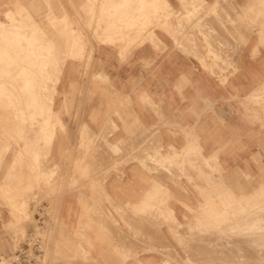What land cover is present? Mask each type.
<instances>
[{
	"label": "crops",
	"instance_id": "1",
	"mask_svg": "<svg viewBox=\"0 0 264 264\" xmlns=\"http://www.w3.org/2000/svg\"><path fill=\"white\" fill-rule=\"evenodd\" d=\"M202 1L204 11L192 13L189 22L186 19L184 24L183 19L182 24L179 25V19L184 18L181 13H185L180 0H160L159 9L161 10L162 6L166 7L167 14L172 12L175 15V19L171 18L173 24L171 29L174 30V34L171 35L160 28L154 29L153 34L158 39L159 49L145 41L139 48L132 50L134 56L129 65L114 62L113 68L107 70L119 95L117 108H114L117 114L108 117L102 106L100 111L96 110L95 118L90 117L88 111L84 120L88 132L93 131L95 135L102 133L106 128L112 129L113 139L108 142L110 149L104 142H100L91 155L84 158L86 160L82 157L64 159L63 168L75 165L79 169L92 158L87 174L89 178L80 180L76 175L73 178L74 183L73 179L72 181L70 179V174L68 178V174L64 171V192L55 206L56 222L52 224L43 207L38 208L33 216L34 219L36 216H41L42 219L49 220V225L53 227L51 230L50 226L47 229L45 225L43 232V248L53 252V255L49 253L46 264H161L163 262L161 253L148 251L149 240L143 241L142 238H138L137 242L134 241L135 239H129L132 230L147 231V233L148 230H152L149 226L150 222L139 223L141 220L138 217L143 218L151 212L149 198L154 182L162 186L163 195L168 193L180 199L184 197L183 188H185L189 191L190 197L195 199L199 197L198 189L195 187L200 185V181H214L215 178L207 175L208 178L205 175V179L198 173L185 169V177L175 173V179L168 180L164 178L166 168H160L161 174L152 171V165L154 168L167 165L163 160L160 162L161 159L158 160L157 165L151 163L152 134L158 135L162 154H166L170 148L175 150L178 156L174 164L176 171H179L178 167L183 169L189 165H204L206 161L210 166L216 164L222 167L224 187L229 184L235 191L236 186H231V183L236 185L237 180L242 183L248 181L253 183L250 187H254L253 190H248L250 193L262 190L264 195V0H229L216 17L212 14L205 15V12L213 8L218 0ZM159 14L164 15L160 12ZM142 37L145 38L146 34L143 33ZM118 51L100 47L94 52L116 54ZM92 118L96 125L91 123ZM108 118L110 123L105 125L106 120L109 122ZM79 124L81 125L82 121ZM78 128L80 127L70 125V134L73 131L76 134ZM76 135L78 140V134ZM117 141L128 143L129 147L127 149L123 147L125 151L122 152ZM130 142L135 145L132 146V150L133 144ZM73 145L75 146V143L71 142L70 148ZM198 151L204 157V161L200 160ZM174 169H170L171 174ZM145 199L147 202L143 204ZM194 203L192 201L190 207L191 226L194 211L198 209ZM169 204V211L173 212L176 221L178 220L177 223L179 222L176 235L180 238H173L165 225H161L160 230L182 258L179 241L184 237L183 230L188 225L183 217L187 218L188 215L183 216L187 213L179 203ZM154 208L156 209L157 206ZM162 211L167 212L166 208ZM137 219L139 221H136ZM54 242L59 244L64 242V245ZM129 242H132L131 246ZM223 243L225 246L226 242ZM70 244L71 248L76 247V250L68 249ZM72 244L75 247H72ZM126 244L129 245L126 247ZM138 245L139 249L136 248ZM129 246L135 248L129 249ZM55 250L60 254H55ZM61 255L63 257H60Z\"/></svg>",
	"mask_w": 264,
	"mask_h": 264
},
{
	"label": "rangeland",
	"instance_id": "2",
	"mask_svg": "<svg viewBox=\"0 0 264 264\" xmlns=\"http://www.w3.org/2000/svg\"><path fill=\"white\" fill-rule=\"evenodd\" d=\"M37 1H40L42 5L38 4ZM50 1H52V2H49V0H43V1L42 0H0V58H1L0 61H2V63L4 62L3 64L5 65V66H3L2 63L0 62L1 69L5 68V69H3V72L0 69V73H2V74L5 73V74L10 75V77H7L5 79V80H8V82L6 84V86H8L7 87L8 90H13L14 89L13 87L17 88L15 85H17L19 87H20V85H22L21 87H23L24 85L22 83L27 81V80H30L33 82V84H31L30 87L35 92V94H33L31 96L27 95L26 104H24L25 100L23 101V99H22V97L25 95L23 93H21L19 87L17 89L20 91L21 97L19 96L20 93L16 94L17 92H19L17 89H14V92L12 93L13 95L10 94L11 96L10 95L9 96L4 95V97L0 96L1 97V99H0L1 100L0 101V104H1L0 112L2 109V112L0 113V115L4 114V116H2V117L0 116L1 117L0 119H2V118L4 119V121H2L3 120L2 119L1 120L2 122L0 121V123H2L1 125L5 124L3 126V128L0 126L1 127L0 128L1 129L0 130L1 131L0 132V165L2 166V167L0 166V178L2 176H4L0 179V264H5L7 258H9L10 256H13L14 253L21 248V245L24 243L26 236L31 231V229L36 230V235L39 238H41L42 243H44L43 232L45 231L44 230L45 225H46V228L50 226V229L53 230V227L51 225H49V222L51 221L53 224L57 220L56 213H55V206L57 205V202L59 201V199L61 198V196L63 195V192H64V188H63V186H64V183H63L64 171H65V173L68 174L67 175L68 178H69V174H70L71 180L73 177H75L76 175L79 174L78 173L79 172L78 167L75 165L74 166H67V167L63 168L64 159L69 160V159H74V158L76 159L78 157L87 158L88 156L91 155V153H90L91 148L93 151L96 147L95 145H97V143L99 145V142H104L106 144L107 148L110 149V146H108L109 145L108 142H111V140L113 139V137H111V135H112L111 128L110 129L106 128V130L103 131V133H100L97 135V138L94 137L97 141H95L93 139V142L92 141L89 142L88 139L85 137V134L88 135L89 132L86 128V126H87L86 121L84 120V117L88 111L90 112L89 116L95 118L96 110L100 111L102 106L104 107V113L108 117H110V115H112V114H115V112L113 110H116L114 108L116 106L117 97L119 95H118L117 88L115 87V84L113 82V79L107 73V70L113 68L112 64L114 62H117L120 65H129L130 60L134 56L132 54V50L139 48L144 43V40L148 41L153 47H155L157 49L160 48L159 43H158V39L152 38V37L144 39L142 37L143 31L149 28L150 22H148L147 20L150 18L148 17L147 19H143V16L145 15V13L143 12L144 15H142V14L139 15L138 17H140V19L138 21H136V18H135L136 14L134 13V11L137 8V6L141 7V5H144L143 0H136L137 3H138V1H140L139 2L140 5H135V4H137L135 2V0H127V1L121 0V2L123 4L121 6L119 5V7L114 6L110 0H91V1L90 0H56L57 2H55V0L54 1L50 0ZM108 1H110V2H108ZM32 2H37L35 7H32V5H33V4H31ZM104 2L105 3L107 2L108 5H105ZM146 4H147L146 7L148 9H150L149 3L147 2ZM26 5H30L31 7L26 6ZM37 5H39V8H37L38 7ZM133 5H134V7H133ZM51 6L52 7L55 6L56 8L62 6V8H57L58 10L60 9L59 12H60V15L62 17L59 16V14H58L59 12H57V9L52 8ZM49 7L52 8V11L54 12V14H52L53 12L51 11V9ZM120 7L122 8V10H120V12H122V13L119 12L120 13V18H119V16H118L119 13H115V12H116V10L121 9ZM159 7L157 6V10ZM30 8H31V10H30ZM34 8H35V10H33ZM38 9L41 11L39 12ZM64 9L66 10L65 12H64ZM95 9H96V11H95ZM37 10H38L39 16L37 14L36 15L34 14V13H37ZM61 11H62V13H61ZM124 11H125V13H124ZM165 11H167V9H166V7H163V6L161 7V10L160 9L158 10V12H160L162 14L164 13L163 17L173 15L172 12L170 14L168 13L167 15H165L166 14ZM46 12H47V14H46ZM126 12L129 15L128 21L130 20L129 24H131L130 28H129L130 30H128L129 24L126 26L128 21L126 24H124L125 23L124 21L126 18V16H125ZM153 12L154 11H151V12L149 11L148 15H150V16L153 15ZM40 13H42V15ZM51 15H53V16H51ZM67 15H69V16H67ZM8 16H13V17L18 18L19 22H17V24H19V25L23 24L22 28L19 29V31H14V30L10 29L12 23L10 22ZM130 16H132V18ZM57 18H58V22H59V23L57 22V24H59V26H57V24H56ZM40 19H42V20H40ZM51 19H52V21H51ZM106 19H108V20H106ZM67 20H68V23L66 22ZM151 20H152L151 26L153 27L152 31L154 29H159V28L163 29L162 27H160L162 23L159 24L163 20L162 17H156V18L151 19ZM39 21H40V23H42L41 21H44L45 24L47 23L46 24L47 26L44 23H42L45 25L44 26L41 24V26H44L43 27L44 29L39 28L38 27V26H40V23L38 24ZM71 21L73 22V24L71 23ZM158 21H159V23H158ZM76 22H77V24H76ZM49 23H51V24H49ZM64 23L65 24L67 23L66 26ZM118 23L122 26V29ZM60 24H61V26H60ZM123 24H124V26H123ZM100 25H102V28H100L101 27ZM55 26L58 27V29H55L56 31H58V33L53 29ZM77 27L80 28L78 31L75 30V29H78ZM51 28H52V30H51L52 32L50 31ZM60 28H62V29L59 30ZM70 28H72L74 30H72ZM118 28H119V30H118ZM140 28H142V29H140ZM38 29H39V31H38ZM46 30H48V31H46ZM65 30H67V31L69 30V31L65 32ZM60 31L62 32L61 36H64L65 40H63L64 37L61 38L60 35H58L60 33ZM63 31L65 32V34ZM19 32L25 36L24 37L21 36ZM43 32H45V33H43ZM46 32H48V34L51 33L49 36H51V37L53 36V39L55 37V40L57 38L56 36H59L57 39H59V38H60V40L62 39V41H61L62 43L60 42V40H58V41L56 40L55 41V42H57V46H56V43L53 41V39L51 37H49L47 35ZM67 33H68V36H67ZM17 34H19V35H17ZM46 35L48 38L46 37ZM66 36L69 37L68 38V44H66L67 43V37ZM78 36H79V38H78ZM120 36H121V38H120ZM73 37L75 40L76 39H78V40L83 39L82 41L79 40L80 42H83V46H82V43H80L81 46L79 45V43L78 44L76 43V45L74 47V44L77 41L72 39ZM25 38L35 40L36 41L35 46H33L34 44L32 46H29V47L27 45L25 46V44H24ZM133 39H134V41H133ZM16 41H20V42L22 41L21 44H23V46H21V47L16 46L15 45ZM39 41L42 42V44H40ZM84 41H85V43H84ZM52 42H54L55 45H54V43L52 44ZM59 42L62 44V46L59 45ZM126 43H128V44L126 45ZM131 43H133V44H131ZM134 43L135 44L137 43V44L135 45ZM71 44L73 45L74 48L71 47L72 46ZM2 45H3V48H2ZM63 45H65V46L68 45V46L65 47ZM77 45H79L81 48L79 49L78 48L79 46H77ZM128 46H129V49H128ZM68 47H69V49H68ZM100 47H107L109 49H115L116 51L119 50L120 52L118 51L116 54L95 53L94 51L99 50ZM61 48H62V50H61ZM54 49H57V50H54ZM67 49H68V51H67ZM123 49H126L127 51L126 50L124 51ZM63 50L64 51L66 50V51L63 52ZM54 51H58V53L54 52ZM45 52L47 54H48V52H50V53L47 56V54ZM52 52L56 53L57 55L54 54L55 55L54 56ZM50 54L52 55V57ZM121 55H122V57H121ZM12 56L14 57L13 60H12V58H13ZM60 56H67V57L59 58ZM47 57H49V58L46 60ZM52 59H53L54 64L52 63ZM58 60H60L62 62L61 66H60V61H58ZM49 61L51 64L49 63ZM55 61L58 63H56ZM9 65L10 66L14 65V66L12 68H9ZM47 66H49V67H47ZM53 66H54V68H53ZM6 68H9V69H7L8 71L6 70ZM50 68H51V71H50ZM58 68H59V70H58ZM10 69H12V70L9 71ZM54 69L56 70V72ZM4 70H6V71H4ZM13 70H14V72H13ZM18 70L19 71L21 70V72H19ZM8 72H11V73H8ZM17 72L21 73L20 74L21 80H20L19 76H18L19 79L17 78L16 75H19ZM53 72H54V74H53ZM51 74L54 76H52ZM21 75L23 76V79H22ZM14 77H15V80L11 79ZM10 79L12 82H9ZM16 79H18V80L16 81ZM14 81H16V82H14ZM18 81H19V84L17 83ZM9 83L12 86L11 88H13V89L10 88ZM46 83H48V84H46ZM6 86H5V88H6ZM46 87H47V89H46ZM19 98H21L19 100L20 102H16L17 100L15 101V99H19ZM102 101H103V103H102ZM2 102H4V103H2ZM6 102H7L8 109H7V107H5ZM22 102H24V103L22 104ZM18 103H20L22 105V107H23V105L24 106L26 105V107H28L29 109L26 107H25V109L20 108L21 105ZM2 104L4 107H2ZM9 108H10V110H9ZM19 108L23 109L24 112H23V110L21 111ZM8 110L11 112H9ZM31 110L34 113H31ZM9 114H11V119L13 118L15 121L16 120L18 121V125H17V121L16 122L14 121L16 123V125H15L12 122L13 120L10 121L11 119H8V118H10ZM24 114H25V116H24ZM26 115H28L29 117H27ZM5 118H6V120H5ZM93 118H92L91 123L93 125H96L97 123H95ZM8 120L10 121V123H8L9 122ZM46 121H48L47 124H45ZM80 121H82L81 125L79 124ZM3 122H6V123H3ZM11 122H12V124H14L13 126H12ZM104 123H105V125H109V122L108 123L104 122ZM10 124H11L12 128L10 127ZM20 124H21V127H23V125L25 126V127H23L25 129V132H24V129L21 131L22 128H20ZM70 125H72L73 127L74 126L80 127L76 131L77 132L76 134H78V140H76L77 135L74 133V131L70 134V132H69ZM5 126L8 128L10 127L12 130H13V127H15L14 130L17 133L13 130L14 132H13V136H12V133H11L12 130H10V129L5 130L6 129ZM26 126H28V127H26ZM17 127H19V128L17 129ZM3 130L5 132H8V133H2V132H4ZM108 130H110V131H108ZM18 131H20V132H18ZM22 132H23V134H21ZM104 132H106V133H104ZM9 134L11 136H9ZM1 135L4 137H2ZM55 135H56V138H55ZM156 135L157 134L152 135V140L156 139ZM7 136H9V137H7ZM5 137H7V138H5ZM11 139H12V141H10ZM7 142H9V143H7ZM71 142L75 143V146L73 145L72 148H70ZM89 145L90 146L92 145V146L90 147ZM93 146H95V147H93ZM151 147H152V145H151ZM11 148H13V150ZM161 150L162 149H160V151ZM84 151H85V153H84ZM168 151L171 152L172 148H170ZM14 152H16V154ZM152 152L153 151L151 149V159L154 160V158L152 157L153 156ZM161 153H162V151H161ZM166 153H168V152L166 151ZM197 154L200 157V160L204 161L203 158L201 157L202 155L200 154L199 151L197 152ZM12 155L14 157H17V158L14 160ZM5 156H6V159H5ZM9 158H10V160H9ZM18 159H20V160H18ZM160 159L161 158H159V160ZM2 160H4L5 162L2 163L3 162ZM21 160L24 161V163ZM153 160L151 161L152 163H154ZM211 160L212 159H210V161ZM98 161H100V160H98ZM161 166L162 165L157 166V167H155L156 168L155 169L154 166L152 165L151 170L155 171L156 173L161 174L162 169L166 168L167 172H166V176L164 178L168 179V180L174 179L176 172L178 173L177 174L178 176H184L185 177L186 176L185 169H187L188 171L192 170L193 172L198 173L201 177H204L205 179H206L205 175H207V174H209L208 176H214L215 177L214 181H210V180L200 181V183H199L200 185L198 187H195V189H198L199 197H197L195 199L190 197L189 191L188 190L185 191V188H183L184 197H182L180 199L175 198L173 195H170L168 193H166V195H163V194L155 195L154 194L155 187L152 186V194H151V196H150L151 198L149 200L151 203V206H152L151 212L154 211V209H153L154 205L157 206L156 209L159 208L160 210L161 209L163 210V208H166V211H168L169 210L168 207L170 206L169 203L171 202L173 204V203L177 202L182 206L184 212L187 213V214L184 213L183 216L188 215L187 218L183 217L184 222L186 221L188 224L187 227L184 228L185 231L183 230V232H184V241L188 239L186 242H187V244H188L187 246L190 248V250H189L188 254H185L182 250H180L182 252V258L183 259H186L188 256H191L192 258L196 259V264H199V263H201L200 262L201 258L203 259L206 257H210L212 255L211 253H213V250L210 248V246L213 242H214V244L222 242V241L227 242L225 239L230 238L232 240L230 245H228V247H229L228 251L230 252V256H226V258L228 260L226 259L223 264H228V263L229 264H245V263L246 264H248V263L249 264H252V263L256 264L257 262L259 264L260 263L264 264V253L256 251L255 250L256 247L254 248V246L252 244L253 240H255V235L257 234V230H258V228H256L255 224H254L255 219L260 216V211L258 212V209L249 205L250 201H252V199L249 201V198L255 194V193L254 194L250 193V191H248V190L254 189V187H250L251 186L250 184H253V183H250L248 181L244 182L246 185L242 182H239L240 185L238 183L236 185H232V183H231V186H236V187H235V191H234L233 187L229 188V189H231V191H230L228 189V186H227V188L224 187L222 181H220V180H222L221 179L222 172H223L222 167L220 165H216V164L210 166V165H208V163L206 161L204 162V165H202V164H199L197 166L189 165L187 167L185 166L183 169H181V167H178L179 171H176L177 169H174V165H171V166L166 165V167H164V166L161 167ZM168 167L170 169H171V167L174 169L173 174H171L170 169L169 170L167 169ZM211 167H212V169H211ZM160 168H162L161 171H160ZM25 169H27L26 172H28L29 174H27V173L24 174ZM75 170H76V172H75ZM197 170H198V172H197ZM3 171L4 172L7 171V172H5V174H4ZM211 172H212V174H211ZM76 173H78V174H76ZM80 174L78 175L79 176L78 179H80V180L89 178V177H87L88 173H82L81 175ZM24 175H26V176H24ZM218 176H220V177L218 178ZM28 178H30L31 180H28ZM37 178H39V179L37 180ZM3 182H5V183H3ZM221 184H222V186H221ZM22 185H24V186H22ZM29 185H30V187H29ZM215 185H217V186H215ZM209 186H210V188H209ZM220 186H221V188H220ZM212 188H214V189L212 190ZM241 188H242V190L240 191ZM24 190L27 192H24ZM23 193H24V195H23ZM6 194H7V196H6ZM9 195H10V197H9ZM13 195H15V196H13ZM237 195H239V196H237ZM259 196H260V198H259L260 202H262V204H264L263 193ZM238 198H239V202H238ZM261 198H262V200H261ZM11 201H12V203H11ZM192 201L195 202L194 205L200 207L201 209L198 208L194 211V219H193L192 226H191L190 225V221H191V219H190L191 215L190 214L192 213V211H190L191 210L190 207L192 205ZM229 201L233 203L234 209L232 208L233 205L231 206L232 203H229ZM24 202H26V203L24 204ZM204 202H207V203L205 204ZM235 203H236V206H235ZM244 203H245V205H244ZM239 205L243 207V210H242V207H240ZM238 206H239V209H238ZM42 207H43V209H45V212H47V215H49L50 221L47 219H45V220L42 219L41 216L40 217L36 216V219L33 218L36 210L38 208H42ZM20 209H21V211H20ZM207 209H209V210H207ZM213 209H215V210H213ZM158 210L156 212H161L162 214H164L163 211H158ZM240 210H242V212H244V213L242 214V212ZM211 212L214 216L211 214ZM155 213L151 214L152 218L154 217ZM24 214H25V216H27L26 220H25ZM158 215H160V214H158ZM211 215L213 217H211ZM216 215H218V217H216ZM196 216H198L197 217L198 219L196 218ZM42 217H43V215H42ZM138 219L142 220V221H139ZM138 219L136 221H139V223L150 221L151 220L150 213L147 215H144L143 218L138 217ZM221 220H223V221H221ZM204 221L205 222L208 221V223L207 222L205 223ZM243 221L247 222V225H246L247 227L246 226L243 227V230L245 229L246 231L244 230L241 232V234H238L236 224L238 222H243ZM168 222H169L168 219H164L163 225L167 226V228L169 227ZM225 226H226V228H225ZM250 226H253L254 228L250 227ZM179 228H180V226H179ZM201 228H203V229H201ZM262 230L263 229H261V232L263 233L264 230L263 231ZM203 231H205V232H203ZM192 232H193V235H192ZM146 233L147 232L139 231L138 232V238H142V239H144L143 241H146V239H145ZM168 233L174 238L176 232H174L170 228H168ZM213 233H215V234H213ZM138 238H136V239H138ZM189 240H193V242L189 241ZM136 241H138V240H136ZM226 245H227V243H226ZM239 246H240V248H239ZM200 248H202V249H200ZM180 249H181V247H180ZM223 249H224L223 247L219 246V248L216 251V255L218 256V253L223 252L224 251ZM252 249H254V251H252ZM42 251H44V253H42L40 264H46L49 253L51 252V250L49 251V249L42 248ZM201 251H202V254H201ZM57 252L58 251H56V250L54 251L55 254H57ZM196 252L198 254H196ZM248 252L250 253V255H249L250 257L246 255V254H248ZM51 254H52V252H51ZM196 256H198V257H196ZM239 256H240V258H239ZM251 257H253V258H251ZM257 258L258 259L261 258V259L258 260ZM253 259L255 261H253ZM240 260H242V261H240ZM216 261H218V260H216ZM215 262L214 263L209 262L207 264H215ZM216 263H219V262H216ZM172 264H177V262L172 263ZM219 264H221V263H219Z\"/></svg>",
	"mask_w": 264,
	"mask_h": 264
},
{
	"label": "bare ground",
	"instance_id": "3",
	"mask_svg": "<svg viewBox=\"0 0 264 264\" xmlns=\"http://www.w3.org/2000/svg\"><path fill=\"white\" fill-rule=\"evenodd\" d=\"M43 1V0H42ZM54 1V0H53ZM91 1V0H90ZM111 1V3H113V5L114 6H116V7H119V5L121 6L123 3L121 2V0H110ZM110 1H108V2H110ZM113 1V2H112ZM123 1V0H122ZM127 1V0H126ZM144 1V5H141V7H139V6H137V8L135 9V11H134V13L136 14V21H138L139 19H140V17H138L139 15H144L143 14V12L145 13V15L143 16V19H147L148 17L150 18V19H148L147 21L148 22H150V25H149V28L148 29H146V30H144L143 31V33H145L146 34V37L144 38V39H146V38H149V37H152V38H156L155 36H154V34H153V31H152V26H151V23H152V20L151 19H154V18H156V17H162L164 20H163V22H162V24H161V26L160 27H162L163 29H164V31H167L169 34H171V35H173L174 34V30L173 29H171L172 28V26L171 25H173L171 22V18L172 19H175V15L173 14V15H169V16H165V17H163L164 15H160L159 14V12H158V10H159V8H158V10H157V6L159 7L160 6V0H143ZM38 2V4H41V2L40 1H37ZM37 2H32L31 4H33L32 5V7H35V5H36V3ZM49 2H52V1H50L49 0ZM55 2H57L56 0H55ZM59 2V1H58ZM101 2V1H100ZM133 2V1H132ZM135 2H136V0H135ZM140 1H138V3L137 4H135V5H140V3H139ZM149 3V5H150V9H148L147 7H146V3ZM180 2H181V4H182V7H183V9L185 10V13L183 14V13H181L183 16H184V18L182 17V19H179V25L180 24H182V20L184 19V24L186 23V19H188V22H189V16L192 14V13H199V12H201V11H204V8H203V1L202 0H180ZM228 2H229V0H218L217 2H216V4H215V6H213V8H211V9H208V11L207 12H205V15H210V14H212V15H214V17H216V15H217V13L218 12H221L220 10H222L223 9V7H224V5H226V4H228ZM87 3V2H86ZM90 3V2H89ZM94 3V2H93ZM128 3V2H127ZM161 3H165V2H161ZM49 4V3H48ZM53 4V3H52ZM104 4L105 5H108V3L106 2H104ZM103 4V5H104ZM132 4V3H131ZM42 5V4H41ZM88 5V4H87ZM95 5V4H94ZM26 6H29V7H31L30 5H26ZM38 7L37 8H39V5H37ZM60 6V5H59ZM154 6V7H153ZM52 7V6H51ZM133 7H134V5H133ZM205 7V6H204ZM41 8V7H40ZM45 8V7H44ZM50 8V7H49ZM52 8H56L55 6L54 7H52ZM52 8H50L51 9V11H52ZM57 8H62V6L61 7H57ZM56 8V9H57ZM82 8V7H81ZM121 8V7H120ZM153 8V9H152ZM47 9V8H46ZM49 9V10H50ZM30 10H31V8H30ZM33 10H35V8L33 9ZM39 10V9H38ZM38 10H37V13H34L35 15L37 14L38 16H39V14H38ZM60 10V9H59ZM59 10L57 9V12H59ZM101 10V9H100ZM120 10H122V8L121 9H118V10H116V12L115 13H119L120 12ZM207 10V9H206ZM41 10H39V12H40ZM46 11V10H45ZM55 11V10H54ZM66 10L64 9V12H65ZM95 11H96V9H95ZM151 12V11H154L153 12V15H148V12ZM28 12V11H27ZM35 12V11H34ZM49 12V11H48ZM53 12V11H52ZM56 12V11H55ZM166 12V11H165ZM29 13V12H28ZM33 13V12H32ZM50 13V12H49ZM61 13H62V11H61ZM120 13H122V12H120ZM120 13L118 14V16H119V18H120ZM124 13H125V11H124ZM130 13V12H129ZM234 13V12H233ZM41 15H42V13H40ZM44 14V13H43ZM46 14H47V12H46ZM52 14H54V12L52 13ZM57 14V13H56ZM59 14V16L60 17H62L61 15H60V12L58 13ZM57 14V15H58ZM66 14V13H65ZM180 14V15H181ZM9 15V14H8ZM165 15H167V13L165 14ZM245 15V14H244ZM51 16H53V15H51ZM50 16V17H51ZM55 16V15H54ZM66 16V15H65ZM64 16V17H65ZM67 16H69V15H67ZM125 16H126V18H125V23L124 24H126L127 23V21H128V14H127V12H126V14H125ZM9 17V20H10V22L12 23L11 24V30H14V31H19V29H21L22 28V26H23V24H21V25H19V24H17V22H19L18 21V18H16V17H13V16H8ZM42 17V16H41ZM56 17V16H55ZM122 17V16H121ZM131 18H132V16H130ZM66 18V17H65ZM64 18V19H65ZM68 18V17H67ZM113 18V17H112ZM115 18V17H114ZM124 18V17H123ZM178 18H180V16L178 17ZM208 18V17H207ZM260 18V17H259ZM39 19V18H38ZM77 19V18H76ZM142 19V18H141ZM40 20H42V19H40ZM94 20V19H93ZM106 20H108V19H106ZM123 20V19H122ZM151 20V21H150ZM239 20V19H238ZM51 21H52V19H51ZM55 21V20H54ZM134 21V20H133ZM135 21V22H136ZM146 21V22H147ZM193 21V20H192ZM223 21V20H222ZM225 21H227V19L225 20ZM42 23H44V21H41ZM49 22V21H48ZM57 22H58V18H57V20H56V24H57ZM67 23H68V20L66 21ZM120 22V21H119ZM129 22H130V20L128 21V23L126 24V26L129 24ZM40 23V21L38 22V24ZM42 23H40V26H41V24ZM54 23V22H53ZM59 23V22H58ZM66 23V24H67ZM71 23L73 24V22L71 21ZM115 23V22H114ZM158 23H159V21H158ZM45 24V23H44ZM44 24H42V25H44ZM47 24V23H46ZM45 24V25H46ZM49 24H51V23H49ZM63 24V23H62ZM65 24V23H64ZM66 24H65V26H66ZM75 24V23H74ZM76 24H77V22H76ZM79 24V23H78ZM119 24V23H118ZM117 24V25H118ZM124 24H123V26H124ZM160 24V23H159ZM191 24V23H190ZM203 24V23H202ZM223 24H224V22H223ZM225 24H227L226 22H225ZM231 24V23H230ZM37 25V24H36ZM44 25V26H45ZM116 25V26H117ZM120 25V24H119ZM118 25V26H119ZM130 25L131 24H129L128 25V30H130L129 28H130ZM163 25V26H162ZM229 25V24H228ZM6 26V25H5ZM38 26L39 28H43L44 26ZM47 26V25H46ZM57 26H59V24H57ZM60 26H61V24H60ZM101 27L100 28H102V25H100ZM121 26V25H120ZM133 26V25H132ZM171 26V27H170ZM176 26V25H175ZM188 26V25H187ZM201 26V25H200ZM199 26V27H200ZM210 26V25H209ZM49 27V26H48ZM79 27V26H78ZM77 27V28H78ZM68 28V27H67ZM76 28V27H75ZM92 28V27H91ZM211 28V27H210ZM44 29V28H43ZM46 29V28H45ZM48 29V28H47ZM54 30L55 29H58V27H54L53 28ZM62 28H60L59 30H61ZM70 29H72V28H70ZM80 28H78V29H75V30H79ZM121 29H122V26H121ZM132 29V28H131ZM140 29H142V28H140ZM175 29V28H174ZM186 29H187V27H186ZM201 29V28H200ZM233 29V28H232ZM52 30V28L50 29V31ZM72 30H74V29H72ZM118 30H119V28H118ZM117 30V31H118ZM127 30V31H128ZM229 30V29H228ZM26 31V30H25ZM30 31V30H29ZM32 31V30H31ZM37 31V30H36ZM38 31H39V29H38ZM46 31H48V30H46ZM49 31V32H50ZM56 31V30H55ZM67 30H65V32H66ZM69 31V30H68ZM67 31V32H68ZM98 31V30H97ZM115 31V30H114ZM52 32V31H51ZM57 33H58V31H56ZM64 32V31H63ZM65 32H64V34H65ZM80 32V31H79ZM82 32V31H81ZM186 32V31H185ZM193 32V31H192ZM204 32V31H203ZM216 32V31H215ZM214 32V33H215ZM20 33V32H19ZM27 33V32H26ZM39 33V32H38ZM43 33H45V32H43ZM47 33V35L49 36L50 34H48V32H46ZM54 33V32H53ZM75 33V32H74ZM100 33V32H99ZM126 33V32H125ZM61 34H62V32L60 31V33L58 34V35H60V37L62 38V37H64V36H61ZM63 34V35H64ZM76 34V33H75ZM194 34V33H193ZM211 34H212V32H211ZM232 34V33H231ZM11 35V34H10ZM17 35H19V34H17ZM20 35L21 36H25V35H23V34H21L20 33ZM47 35H46V37H47ZM71 35V34H70ZM69 35V36H70ZM86 35V34H85ZM124 35V34H123ZM207 35V34H206ZM215 35H217V33L215 34ZM35 36V35H34ZM67 36H68V33H67ZM66 36V37H67ZM122 36V35H121ZM121 36H120V38H121ZM194 36V35H193ZM49 37H51V36H49ZM57 38L59 37V36H56ZM76 37V36H75ZM82 37V36H81ZM80 37V38H81ZM123 37V36H122ZM215 37V36H214ZM224 37V36H223ZM222 37V39H224ZM48 38V37H47ZM52 39H53V36L51 37ZM56 38V40L58 41V40H60V38L59 39H57ZM68 38L69 37H67V43L66 44H68ZM78 38H79V36H78ZM83 38V37H82ZM177 38V37H176ZM189 38V37H188ZM35 39V38H34ZM38 39V38H37ZM71 39V38H70ZM72 39H74V37L72 38ZM90 39V38H89ZM157 39V38H156ZM206 39V38H205ZM214 39V38H213ZM221 39V40H222ZM39 40V39H38ZM46 40V39H45ZM55 40V37H54V39H53V41L55 42L56 41ZM63 40H65V37H64V39ZM75 40V39H74ZM79 40H81V39H79ZM78 39H76L75 41H77V42H75V44H74V47H75V45H76V43L78 44L79 43V45L81 46V44L80 43H82V46H83V42H80ZM83 40V39H82ZM81 40V41H82ZM208 40V39H207ZM211 39H209L208 41H210ZM216 40V39H215ZM225 40H226V37H225ZM62 41V39L60 40V42ZM133 41H134V39H133ZM184 41V40H183ZM206 41V40H205ZM22 42V41H21ZM21 42L20 41H16V43H15V45L16 46H23V44H21ZM40 42V41H39ZM54 42H52V44L54 43ZM59 42V45H61L62 46V42L60 43ZM63 42V43H64ZM128 42V41H127ZM131 42V41H130ZM144 42H145V40H144ZM148 42V41H147ZM197 42H198V40H197ZM223 42V41H222ZM35 43H36V41L35 40H32V39H29V38H25L24 39V44H25V46L27 45L28 47L29 46H32L33 44V46H35ZM48 43V42H47ZM56 43V46H57V42H55ZM55 43H54V45H55ZM84 43H85V41H84ZM129 43V42H128ZM128 43H126V45L128 44ZM157 43V42H156ZM159 43V42H158ZM210 43V42H209ZM211 43L213 44V42L211 41ZM225 43V42H224ZM40 44H42V42H40ZM131 44H133V43H131ZM130 44V45H131ZM135 44V43H134ZM137 44V43H136ZM135 44V45H136ZM187 44V43H186ZM199 44V43H198ZM39 45V44H38ZM70 45V44H69ZM72 45V44H71ZM79 45H77V46H79ZM134 45V46H135ZM189 45H190V43H189ZM55 46V47H56ZM63 46H65V45H63ZM66 46H68V45H66ZM65 46V47H66ZM78 47L79 49L81 48V47ZM39 47V46H38ZM71 47H73V45L71 46ZM73 47V48H74ZM127 47V46H126ZM125 47V48H126ZM212 47V46H211ZM214 47H215V45H214ZM2 48H3V45H2ZM35 48V47H34ZM48 48V47H47ZM54 48V47H53ZM57 48V47H56ZM59 48V47H58ZM64 48V47H63ZM72 48V49H73ZM124 48V47H123ZM132 48V47H131ZM193 48V47H192ZM201 48V47H200ZM68 49H69V47H68ZM68 49H67V51H68ZM71 49V48H70ZM100 49V48H99ZM128 49H129V46H128ZM216 49V48H215ZM239 49V48H238ZM42 50V49H41ZM54 50H57V49H54ZM60 50V49H59ZM61 50H62V48H61ZM77 50V49H76ZM124 51L126 50V49H123ZM202 50V49H201ZM200 50V51H201ZM253 50V49H252ZM9 51V50H8ZM31 51V50H30ZM66 51V50H65ZM64 50H63V52H65ZM73 51V50H72ZM122 51V50H121ZM127 51V50H126ZM210 51H212V50H210ZM216 51H217V49H216ZM222 51H223V49H222ZM256 51V50H255ZM255 51H254V53H255ZM43 52V51H42ZM54 52H57L58 53V51H54ZM77 52V51H76ZM203 52V51H202ZM46 53V52H45ZM44 53V54H45ZM49 53L50 52H48V54H47V56L49 55ZM53 53V52H52ZM61 53V52H60ZM74 53V52H73ZM216 53V52H215ZM221 53V52H220ZM37 54V53H36ZM45 54V55H46ZM54 54H56V53H53V55ZM203 54V53H202ZM251 54H253V52L251 53ZM8 55V54H7ZM12 55V54H11ZM51 55V54H50ZM57 55V54H56ZM78 55V54H77ZM210 55V54H209ZM208 55V56H209ZM222 55V54H221ZM235 55V54H234ZM55 56V55H54ZM207 56V57H208ZM211 56V55H210ZM13 57V56H12ZM50 57V56H49ZM49 57H47L46 58V60L49 58ZM51 57H52V55H51ZM58 57V56H57ZM64 58V57H67V56H60L59 58ZM121 57H122V55H121ZM55 58V57H54ZM71 58V57H70ZM231 58H233V57H231ZM236 58V57H235ZM234 58V59H235ZM1 59V58H0ZM14 59V57L12 58V60ZM18 59V58H17ZM58 59V58H57ZM120 59V58H119ZM197 59H198V57H197ZM214 59V58H213ZM229 60V59H228ZM18 61V60H17ZM58 61H60V60H58ZM230 61V60H229ZM1 63H2V61H0ZM11 62V61H10ZM46 62V61H45ZM56 62V61H55ZM4 63V62H3ZM2 63V65L3 66H5L4 64ZM49 63H50V61H49ZM52 63H53V59H52ZM56 63H58V62H56ZM61 61H60V66H61ZM222 63V62H221ZM51 64V63H50ZM54 64V63H53ZM215 64V63H214ZM231 64V63H230ZM57 65V64H56ZM7 66V65H6ZM14 66V65H13ZM13 66H10L9 65V68H12ZM16 66V65H15ZM47 67H49V66H47ZM59 67V66H58ZM9 68H6V70L7 69H9ZM25 68V67H24ZM53 68H54V66H53ZM0 69H1V66H0ZM3 69H5V68H2L1 70H2V72H3ZM15 69V68H14ZM49 69V68H48ZM6 70H4V71H6ZM12 69H10L9 71H11ZM55 70V69H54ZM58 70H59V68H58ZM94 70V69H93ZM8 71V70H7ZM17 71V70H16ZM19 71V70H18ZM50 71H51V68H50ZM217 71H218V69H217ZM220 71V70H219ZM13 72H14V70H13ZM19 72H21V70L19 71ZM19 72H17L19 75H16L17 76V78H18V76H19V78H20V74L21 73H19ZM55 72H56V70H55ZM8 73H11V72H8ZM36 73V72H35ZM51 73V72H50ZM58 73V72H57ZM16 74V73H15ZM53 74H54V72H53ZM14 75V74H13ZM23 75V74H22ZM21 75V76H22ZM52 75V74H51ZM24 76V75H23ZM23 76H22V79H23ZM52 76H54V75H52ZM7 77H10V75L9 74H5V73H0V96H2V97H4V95H10V94H12L13 92H14V89H17L19 86H17V85H15L17 88H15V87H13V88H11L12 86L10 85V83H9V85H10V88L11 89H13V90H8L7 89V87L8 86H6V84H7V82H8V80H5ZM12 77V76H11ZM106 77V76H105ZM18 78V79H19ZM54 78V77H53ZM52 78V79H53ZM11 79H14L15 80V77L14 78H11ZM11 79L9 80V82H12L11 81ZM18 79H16V81L18 80ZM20 80H21V78H20ZM19 80V81H20ZM16 81H14V82H16ZM19 81L17 82L18 84H19ZM25 81V80H24ZM22 83V82H21ZM45 83V82H44ZM50 83V82H49ZM14 84V83H13ZM24 86L23 87H21L22 85H20V87H19V89H20V91H21V93H23L25 96H23L22 97V99H23V101L25 100V103L24 102H22V104L24 103V104H26V98H27V95H33V94H35V92L33 91V89L30 87V85L31 84H33V82L32 81H30V80H27V81H25V82H23L22 83ZM46 84H48V83H46ZM50 85V84H49ZM5 86H6V88H5ZM46 89H47V87H46ZM50 89V88H49ZM18 90V89H17ZM19 91V90H18ZM20 91L19 92H17L16 94H18V93H20ZM21 93H20V97H21ZM262 93V92H261ZM15 94V93H14ZM13 95V94H12ZM11 96V95H10ZM15 96V95H14ZM13 96V97H14ZM39 96V95H38ZM262 96V95H261ZM15 98V97H14ZM18 98V97H17ZM251 98V97H250ZM0 99H1V97H0ZM21 98H19V99H15V101L16 102H20L19 100H20ZM254 99H255V97H254ZM8 100V99H7ZM124 100H126L125 98H124ZM1 101V100H0ZM5 101V100H4ZM261 101V100H260ZM29 102V101H28ZM125 102V101H124ZM2 103H4V102H2ZM47 103V102H46ZM121 103V102H120ZM120 103H118V104H120ZM130 103V102H129ZM18 104H20V103H18ZM17 104V105H18ZM48 104V103H47ZM16 105V104H15ZM21 105V104H20ZM31 105V104H30ZM49 105V104H48ZM119 106V105H118ZM121 107L123 106V105H120ZM0 107H1V104H0ZM2 107H4L3 106V104H2ZM5 107H7V102H6V105H5ZM25 107H26V105L24 106L23 105V107H22V105H21V107L20 108H24L25 109ZM19 108V109H20ZM26 108H28V107H26ZM115 108H117L116 106H115ZM7 109H8V107H7ZM6 109V110H7ZM29 109V108H28ZM32 109V108H31ZM9 110H10V108H9ZM8 110V111H9ZM21 111L23 110V109H20ZM7 111V112H8ZM13 111V110H12ZM30 111V110H29ZM114 112H115V110H113ZM1 112H2V109H1ZM0 112V113H1ZM6 112V111H5ZM9 112H11V111H9ZM23 112H24V110H23ZM119 112H120V109H119ZM27 113V112H26ZM25 113V114H26ZM31 113H34V112H32V110H31ZM113 113V112H112ZM116 113V112H115ZM25 114H24V116H25ZM28 114V113H27ZM47 114V113H46ZM117 114V113H116ZM163 114H165V112H163ZM7 115V114H6ZM30 115V114H29ZM129 115V114H128ZM1 117L2 116H4V114H2V115H0ZM9 116H10V118H8V119H11V114H9ZM23 116V117H24ZM27 117H29L28 115H26ZM0 117V118H1ZM7 117V116H6ZM120 117V116H119ZM124 117V116H123ZM126 117H128V116H126ZM162 117V116H161ZM3 119V118H2ZM2 119H0V121L2 120ZM28 119V118H27ZM109 119V118H108ZM120 119V118H119ZM126 119V118H125ZM5 120H6V118H5ZM13 120V121H12ZM168 120H169V117H168ZM167 120V121H168ZM172 120V119H171ZM2 121H4V119L2 120ZM1 121V122H2ZM9 121V120H8ZM10 121H12L15 125H16V121L12 118ZM10 121L8 122V123H10ZM15 121V122H14ZM25 121V120H24ZM23 121V122H24ZM106 121H108V120H106ZM105 121V122H106ZM137 121V120H136ZM7 122V121H6ZM6 122H3V123H6ZM12 122H11V124H12ZM132 122V121H131ZM135 122V121H134ZM175 121H173V123H174ZM27 123V122H26ZM25 123V124H26ZM48 123V121H46L45 122V124H47ZM106 123H108V122H106ZM109 123H110V119H109ZM130 123V122H129ZM133 123V122H132ZM2 123H0V126L3 128V126L5 125V124H3V125H1ZM11 124H10V127H11ZM14 124H12V126L14 125ZM24 124V123H23ZM22 124V125H23ZM105 124V123H104ZM131 124V123H130ZM129 124V125H130ZM139 124V123H138ZM8 125V124H7ZM17 125H18V121H17ZM128 125V126H129ZM136 125H137V123H136ZM136 125H135V128H137L136 127ZM141 125V124H140ZM162 125H163V123H162ZM178 125H180V124H178ZM9 126V125H8ZM123 126H124V123H123ZM128 126H126V127H128ZM132 126V125H131ZM143 126V125H142ZM183 126V125H182ZM0 127V128H1ZM6 127V126H5ZM4 127V128H5ZM8 128V127H6V129L5 130H8V129H10V130H12L11 128ZM23 127H25L24 125H23ZM23 127H21V124H20V128H22L21 129V131L24 129ZM26 127H28V126H26ZM104 127V126H103ZM125 127V128H126ZM155 127V126H154ZM157 127V126H156ZM19 127H17V129H18ZM104 128H106V126L104 127ZM130 128V127H129ZM134 128V129H135ZM143 127H141V130H143L142 129ZM15 129V127H13V130ZM131 129V128H130ZM140 129V128H139ZM151 129V128H150ZM1 130V129H0ZM11 131V133H12V136H13V132L15 131ZM112 130V129H111ZM4 131V130H3ZM105 131V130H104ZM108 131H110V130H108ZM131 131V130H130ZM135 131V130H134ZM133 131V132H134ZM145 131V130H144ZM157 131V130H156ZM1 132V131H0ZM16 132V131H15ZM18 132H20V131H18ZM24 132H25V129H24ZM93 132V131H92ZM92 132H90L89 131V134L87 135V134H85V137L88 139V141L89 142H93V139L95 140V141H97L94 137H96L97 138V134L95 135L94 133H92ZM101 132V131H100ZM99 132V133H100ZM132 132V133H133ZM138 132V131H137ZM2 133H8V132H2ZM17 133V132H16ZM103 133V132H102ZM104 133H106V132H104ZM127 133V132H126ZM21 134H23V132L21 133ZM55 134V133H54ZM135 134H137V133H135ZM138 134H139V132H138ZM18 135V134H17ZM134 135V134H133ZM141 135V134H140ZM139 135V136H140ZM153 135V134H152ZM152 135H151V145H152V147H151V149H152V153H153V158H154V163H155V165H157V163H158V160H159V158H161L166 164H167V166H171V165H174L175 163H176V161L178 160V159H176V161H175V158L176 157H178V156H176V152H175V150L174 149H172V151L171 152H169V151H167L168 153H166V154H162L161 153V151H160V149H162L161 148V145L159 144V139H158V135H156V139H154V140H152ZM192 135V134H191ZM191 135H190V137H191ZM2 136V135H1ZM9 136H11L10 134H9ZM9 136H7V137H9ZM100 136V135H99ZM135 136V135H134ZM142 136H144V135H142ZM141 136V137H142ZM188 136V135H187ZM2 137H4V136H2ZM7 137H5V138H7ZM18 137V136H17ZM189 137V136H188ZM11 138V137H10ZM15 138V137H14ZM13 138V139H14ZM55 138H56V135H55ZM132 138H133V136H132ZM138 138H140V137H138ZM129 139V138H128ZM127 139V140H128ZM136 139L137 138H135V142H136ZM144 139V138H143ZM191 139V138H190ZM15 140V139H14ZM131 140V139H130ZM134 140V139H133ZM10 141H12V139L10 140ZM52 141V140H51ZM87 141V142H88ZM149 141V140H148ZM194 141V140H193ZM28 142V141H27ZM133 142V141H132ZM132 142H130V143H132ZM135 142H133V143H135ZM190 142V141H189ZM194 142H196V141H194ZM6 143V142H5ZM7 143H9V142H7ZM100 143V142H99ZM102 143V142H101ZM132 143V144H133ZM22 144V143H21ZM50 144V143H49ZM91 144V143H90ZM117 144H118V147H120V149H122L121 151L123 152V150L125 151V149H127L129 146H128V143L126 144V143H124L123 141H119V143H118V141H117ZM190 144V143H189ZM196 144V143H195ZM88 145V144H87ZM131 145V144H130ZM136 145H137V142H136ZM90 146V145H89ZM92 146V145H91ZM90 146V147H91ZM96 146V145H95ZM95 146H93V147H95ZM98 146V145H97ZM132 146H135L134 144L133 145H131V150H132ZM138 146V145H137ZM143 146V145H142ZM146 146V145H145ZM51 147V146H50ZM100 147H102V145L100 146ZM125 149H124V148ZM41 148V147H40ZM87 148V147H86ZM104 148V147H103ZM102 148V149H103ZM187 147L185 146V149H186ZM12 150H13V148H11ZM139 149V148H138ZM10 150V149H9ZM85 150V149H84ZM106 150H108V149H106ZM188 150V149H187ZM197 150V149H196ZM135 151V150H134ZM11 152V151H10ZM91 152H92V148H91ZM90 152V153H91ZM106 152V151H105ZM185 152V151H184ZM189 152V151H188ZM200 152V151H199ZM15 154H16V152H14ZM42 153V152H41ZM50 153V152H49ZM84 153H85V151H84ZM193 153H195V152H193ZM14 154V155H15ZM98 154V153H97ZM120 154H122V153H120ZM180 154V153H179ZM187 154V153H186ZM5 155V154H4ZM49 155V154H48ZM101 155V154H100ZM125 155V154H124ZM131 155H132V153H131ZM140 155V154H139ZM13 156V155H12ZM11 156V157H12ZM51 156V155H50ZM85 156V155H84ZM88 156V155H87ZM98 156V155H97ZM109 156V155H108ZM136 156V155H135ZM95 157V156H94ZM113 157V156H112ZM127 157V160L129 159L128 158V156H126ZM138 157V156H137ZM202 157V156H201ZM4 158V157H3ZM13 158H14V160L17 158V157H14L13 156ZM12 158V159H13ZM88 158V157H87ZM109 158V157H108ZM115 158V157H114ZM139 158V157H138ZM150 158V157H149ZM180 158H181V156H180ZM202 158H204V157H202ZM5 159H6V156H5ZM75 159V158H74ZM84 159V158H83ZM92 159V158H91ZM90 159V160H91ZM94 159V158H93ZM116 159V158H115ZM117 159H118V157H117ZM182 159V158H181ZM187 159V158H186ZM9 160H10V158H9ZM18 160H20V159H18ZM84 160H86V159H84ZM90 160L88 161L87 160V162L86 163H82L83 165L78 169V171L82 174V173H89V164H90ZM98 160V159H97ZM125 160V159H124ZM162 160L160 161V162H162ZM204 160V159H203ZM3 161V162H2ZM1 162L2 163H4L5 161L4 160H2ZM22 161V160H21ZM92 161V160H91ZM106 161H108V160H106ZM123 161V160H122ZM132 161H134V160H132ZM182 162H183V160H181ZM180 161V162H181ZM8 162V161H7ZM23 163H24V161H22ZM112 162V161H111ZM181 162V163H182ZM1 163V164H2ZM27 163V162H26ZM96 163V162H95ZM152 163V162H151ZM184 163V162H183ZM108 164H109V162H108ZM123 164V163H122ZM125 164V163H124ZM159 164V163H158ZM24 165V164H23ZM73 165V164H72ZM116 165V164H115ZM180 165V164H179ZM1 166V165H0ZM25 166V165H24ZM30 166V165H29ZM120 166V165H119ZM181 166V165H180ZM207 166V165H206ZM2 167V166H1ZM26 167V166H25ZM162 167V166H161ZM39 168V167H38ZM106 168H109V167H106ZM111 168V167H110ZM172 168V167H171ZM210 168V167H209ZM4 169V168H3ZM41 169V168H40ZM165 169V168H164ZM168 170L170 169L169 167L167 168ZM173 169V168H172ZM211 169H212V167H211ZM6 170V169H5ZM8 170V169H7ZM39 170V169H38ZM209 170V169H208ZM27 171V169H25L24 170V174H29L28 172H26ZM161 171V170H160ZM165 171H166V169H165ZM172 171V170H171ZM214 171V170H213ZM4 172V171H3ZM5 172H7V171H5ZM5 172H4V174H5ZM40 172V171H39ZM75 172H76V170H75ZM78 172V173H79ZM100 172V171H99ZM102 172H103V170H102ZM101 172V173H102ZM167 172V171H166ZM176 172V171H175ZM197 172H198V170H197ZM78 173H76V174H78ZM101 173H100V175H101ZM110 173V172H109ZM117 173V172H116ZM169 173V172H168ZM36 174V173H35ZM80 174V175H81ZM176 174H177V172H176ZM211 174H212V172H211ZM3 175V174H2ZM34 175V174H33ZM79 175V174H78ZM99 175V174H98ZM207 175H209V174H207ZM206 175V176H207ZM24 176H26V175H24ZM96 176V175H95ZM2 177H4V176H2ZM1 177V178H2ZM28 177V176H27ZM30 177V176H29ZM36 177V176H35ZM71 177V176H70ZM79 177V176H78ZM82 177V176H81ZM177 177V176H176ZM208 177V176H207ZM210 177V176H209ZM208 177V178H209ZM220 176H218V178H219ZM234 177V176H233ZM0 178V179H1ZM74 178V177H73ZM72 178V179H73ZM98 178V177H97ZM215 177H213V179H214ZM39 178H37V180H38ZM175 179V178H174ZM221 179H223L222 177H221ZM235 179V178H234ZM4 180V179H3ZM28 180H31L30 178H28ZM75 179H73V182L75 183V181H74ZM154 180V179H153ZM215 180V179H214ZM69 181V180H68ZM72 181V180H71ZM177 181V180H176ZM191 181V180H190ZM220 181H222V180H220ZM224 181V180H223ZM223 181H222V183H223ZM40 182V181H39ZM240 182V181H239ZM239 182H238V180H237V183L239 184ZM3 183H5V182H3ZM33 183V182H32ZM72 183V182H71ZM73 183V184H74ZM207 183V182H206ZM219 183V182H218ZM229 183V182H228ZM236 183V182H235ZM31 184V183H30ZM224 184V183H223ZM33 185V184H32ZM31 185V186H32ZM206 185V184H205ZM240 185V184H239ZM22 186H24V185H22ZM26 186V185H25ZM53 186V185H52ZM51 186V187H52ZM153 186L155 187V191H154V194L155 195H157V194H163L161 191H162V186L159 184V183H156V182H154V184H153ZM213 186V185H212ZM215 186H217V185H215ZM221 186H222V184H221ZM221 186H220V188H221ZM227 186H229V188H230V185L229 184H227L226 185V188H227ZM27 187V186H26ZM29 187H30V185H29ZM78 187V186H77ZM184 187V186H183ZM207 187V186H206ZM219 187V186H218ZM242 187V186H241ZM21 188V187H20ZM69 188V187H68ZM209 188H210V186H209ZM232 188V187H231ZM29 189V188H28ZM154 189V188H153ZM214 188H212V190H213ZM6 190V189H5ZM70 190V189H69ZM76 190V189H75ZM210 190V189H209ZM218 190V189H217ZM242 190V188L240 189V191ZM185 191H187L186 189H185ZM203 191V190H202ZM205 191V190H204ZM211 191V190H210ZM230 191H231V189H230ZM23 192V191H22ZM24 192H27V191H25L24 190ZM212 192V191H211ZM217 192V191H216ZM19 193V192H18ZM188 193V192H187ZM200 193V192H199ZM213 193V192H212ZM226 193V192H225ZM232 193V192H231ZM241 193V192H240ZM202 194V193H201ZM209 194V193H208ZM254 194V193H253ZM262 194V190H257V192H255V194L253 195V196H251L250 198H249V201L252 199V201H250V203H249V205L250 206H253V207H255L256 209H258V212L260 211V216L259 217H257L256 219H255V227L256 228H258V230H257V234L255 235V240H253V246H254V248L256 247V251H259V252H261V253H264V232L262 233L261 232V229H263L264 230V204H262V202H260V196L259 195H261ZM23 195H24V193H23ZM210 195V194H209ZM208 195V196H209ZM220 195V194H219ZM244 195V194H243ZM249 195V194H248ZM6 196H7V194H6ZM13 196H15V195H13ZM18 196V195H17ZM151 196V195H150ZM176 196V195H175ZM221 196V195H220ZM237 196H239V195H237ZM9 197H10V195H9ZM162 197V196H161ZM210 197V196H209ZM151 198V197H150ZM149 198V199H150ZM216 198V197H215ZM220 198V197H219ZM237 198V197H236ZM246 198V197H245ZM9 199V198H8ZM213 199V198H212ZM223 199V198H222ZM233 199V198H232ZM241 199V198H240ZM247 199V198H246ZM229 200V199H228ZM261 200H262V198H261ZM15 201V200H14ZM102 201H103V199H102ZM215 201V200H214ZM213 201V202H214ZM2 202V201H1ZM21 202V201H20ZM19 202V203H20ZM145 202H147L146 201V199L143 201V204L145 203ZM212 202V201H211ZM238 202H239V198H238ZM11 203H12V201H11ZM26 202H24V204H25ZM205 204L207 203V202H204ZM220 203V202H219ZM218 203V204H219ZM222 203V202H221ZM229 203H232V202H230L229 201ZM15 204V203H14ZM240 204V203H239ZM115 205V204H114ZM157 205V204H156ZM209 205V204H208ZM221 205V204H220ZM233 205V203L231 204V206ZM241 205V204H240ZM239 205V206H240ZM244 205H245V203H244ZM24 206V205H23ZM27 206V205H26ZM101 206H103V205H101ZM148 206V205H147ZM219 206V205H218ZM230 206V207H231ZM235 206H236V203H235ZM239 206H238V209H239ZM25 207V206H24ZM154 207H155V205H154ZM153 207V209H154V211H152V212H150V218H151V220L150 221H147V222H150L149 224V226L151 227V232L148 230V233H146V238L145 239H147V240H149V242H148V245H149V243H150V247L148 246H146L149 250L148 251H152V252H158V253H161L162 254V256H163V258H164V260H163V262L161 263V264H172V263H175V262H177V264H196V259H194V258H192L191 256H188L186 259H183V258H181L179 255H178V253L176 252V249L174 248V246L173 245H171L170 244V242L167 240V238L165 237V235L163 234V232L162 231H160V226L161 225H163L164 224V219H168L169 220V227L168 228H170L172 231H174V232H176V233H178L177 232V229H178V224H179V222L177 223V221H176V219H175V217H174V214H173V212L172 211H167V212H163L164 214H162L161 212H156L158 209H155ZM220 207V206H219ZM225 207V206H224ZM240 207H242V206H240ZM100 208V207H99ZM193 208V207H192ZM199 209H201L200 207H198ZM205 208V207H204ZM211 208V207H210ZM214 208V207H213ZM218 208V207H217ZM233 209H234V205H233V207H232ZM245 208V207H244ZM15 209V208H14ZM25 209V208H24ZM212 209V208H211ZM219 209V208H218ZM227 209V208H226ZM97 210H99V209H97ZM106 210V209H105ZM207 210H209V209H207ZM213 210H215V209H213ZM231 210V209H230ZM242 210H243V207H242ZM242 210H240L241 212H242ZM20 211H21V209H20ZM25 211V210H24ZM101 211V210H100ZM158 211H162V210H158ZM190 211H192V210H190ZM221 211V210H220ZM219 211V212H220ZM245 211V210H244ZM27 212V211H26ZM106 212H108V211H106ZM156 212V213H155ZM204 212V211H203ZM218 212V211H217ZM21 213V212H20ZM95 213V212H94ZM153 213H155V215H154V217L152 218V215L151 214H153ZM206 213V212H205ZM230 213V212H229ZM244 212H242V214H243ZM100 214H101V212H100ZM103 214V213H102ZM109 214V213H108ZM158 214H160V215H158ZM211 214H212V212H211ZM16 215V214H15ZM22 215V214H21ZM134 215V214H133ZM213 215V214H212ZM211 215V217H213ZM17 216V215H16ZM24 216H25V214H24ZM95 216V215H94ZM103 216L105 217V215L103 214ZM18 217V216H17ZM27 216H25V220L27 219L26 218ZM109 217V216H108ZM198 216H196V218H197ZM208 217V216H207ZM216 217H218V215H216ZM24 218V217H23ZM94 218V217H93ZM103 218V217H102ZM106 218V217H105ZM137 218V217H136ZM198 219V218H197ZM230 219V218H229ZM201 220V219H200ZM219 220V219H218ZM104 221V220H103ZM106 221H108V220H106ZM142 221V220H141ZM221 221H223V220H221ZM110 222V221H109ZM146 222V223H147ZM195 222V221H194ZM201 222V221H200ZM205 222V221H204ZM207 223H208V221H206ZM205 222V223H206ZM212 222V221H211ZM25 223V222H24ZM106 223V222H105ZM111 223V222H110ZM202 223V222H201ZM136 224V223H135ZM134 224V225H135ZM231 224V223H230ZM102 225V224H101ZM141 225V224H140ZM247 225V222L245 221H243V222H238L237 224H236V227H237V232H238V234H241V232L242 231H244L243 230V227L244 226H246ZM114 226V225H113ZM208 226V225H207ZM216 226V225H215ZM228 226V225H227ZM115 227V226H114ZM233 227V226H232ZM247 227V226H246ZM250 227H253V226H250ZM218 228V227H217ZM225 228H226V226H225ZM254 228V227H253ZM104 229V228H103ZM113 229H115V228H113ZM117 229H118V227H117ZM116 229V230H117ZM201 229H203V228H201ZM222 229V228H221ZM231 229V228H230ZM233 229V228H232ZM144 230H145V228H144ZM196 230V229H195ZM194 230V231H195ZM205 230V229H204ZM262 230V231H263ZM206 231V230H205ZM205 231H203V232H205ZM216 231V230H215ZM225 231V230H224ZM246 231V230H245ZM122 232V231H121ZM132 233L130 234L129 232V234H130V238L129 239H131V240H134V241H136L137 239L136 238H138V230H132L131 231ZM147 232V231H146ZM196 232V231H195ZM199 232V231H198ZM110 233V232H109ZM176 233H175V236L174 237H179V236H177L176 235ZM202 233V232H201ZM119 234H120V231H119ZM204 234V233H203ZM202 234V235H203ZM213 234H215V233H213ZM227 234V233H226ZM110 235H112L111 233H110ZM125 235V234H124ZM173 235V234H172ZM191 235V234H190ZM189 235V236H190ZM224 235V234H223ZM230 235V234H229ZM126 236H127V234H126ZM192 236V235H191ZM207 236V235H206ZM205 236V237H206ZM128 237V236H127ZM193 237V236H192ZM66 238V237H65ZM70 238V237H69ZM68 238V239H69ZM180 238V237H179ZM211 238V237H210ZM178 239V238H177ZM193 239V238H192ZM196 239V238H195ZM62 240H64V238L62 239ZM61 240V241H62ZM66 240V239H65ZM124 240V239H123ZM144 240V239H143ZM188 240V239H187ZM187 240H185L184 241V237L182 238V240H180L179 241V246L181 247V250L185 253V254H188L189 253V250H190V248L187 246L188 244H187ZM217 240V239H216ZM227 242V245H225L224 246V243H223V241L222 242H219V243H216V244H214V242L211 244V246H210V248L213 250V253H211L212 255L210 256V257H206V258H201L200 259V262L201 263H199V264H207V263H214L216 260H218V261H216V262H219V263H221V264H223L224 262H225V260L227 259L226 258V256H230V252L228 251V245H230V243H231V239L230 238H227V239H225ZM126 241V240H125ZM128 241L129 240H127V242L126 243H128ZM134 241H132V242H134ZM189 241H192L193 242V240H189ZM197 241V240H196ZM205 241V240H204ZM207 241V240H206ZM211 241V240H210ZM215 241V240H214ZM122 242V241H121ZM124 242V241H123ZM131 242V243H132ZM138 242V241H137ZM137 242H134V243H136L137 244ZM237 242V241H236ZM235 242V243H236ZM58 242H54V244H57ZM63 244L64 245V242H60V244ZM67 243H68V241H67ZM72 243H73V241H72ZM131 243L129 242V244H130V246H131ZM141 243V242H140ZM140 243H138V244H140ZM198 243V242H197ZM200 243V242H199ZM206 243V242H205ZM209 243V242H208ZM234 243V242H233ZM238 243V242H237ZM59 243H58V245H60ZM75 244V243H74ZM125 244V243H124ZM128 244V245H129ZM195 244V243H194ZM239 244V243H238ZM77 244H75V246H76ZM127 244L125 245L126 247L128 246ZM144 246H145V244H143ZM207 245V244H206ZM73 244H72V247H75ZM125 246H124V248H125ZM129 246V247H130ZM143 246V247H144ZM195 246V245H194ZM219 246L220 247H223L224 249V251L223 252H221V253H218V256L216 255V251H217V249L219 248ZM238 246V245H237ZM244 246V245H243ZM67 247V246H66ZM77 247V246H76ZM76 247H75V249L74 248H71V244H70V247L68 248V249H72V250H76ZM115 247V246H114ZM119 247H121V246H119ZM134 248H135V246H133ZM133 247H130L129 249H133ZM140 247H142L141 245H140ZM242 247V246H241ZM57 248H58V246H57ZM60 248H61V246H60ZM59 248V250H60V253H62V251H61V249ZM123 248V249H124ZM136 248H138L139 249V245H138V247L136 246ZM146 248V249H147ZM239 248H240V246H239ZM243 248V247H242ZM52 249H53V247H52ZM64 248L62 247V250H63ZM126 249V248H125ZM128 249V248H127ZM142 249V248H141ZM200 249H202V248H200ZM245 249V248H244ZM135 250V249H134ZM206 250V249H205ZM243 250V249H242ZM67 251V250H66ZM125 251V250H124ZM126 251H129V250H126ZM125 251V252H126ZM133 250H131V252H132ZM146 251V250H145ZM192 251V250H191ZM244 251V250H243ZM252 251H254V249H252ZM52 252V251H51ZM50 252V253H51ZM71 252H73V251H71ZM130 252V253H131ZM144 252V251H143ZM247 252V251H246ZM53 253V252H52ZM58 253V252H57ZM60 253H58V254H60ZM65 253V252H64ZM130 253H128V254H130ZM140 253V252H139ZM139 253H137V255L139 254ZM254 253V252H253ZM67 254H69V253H67ZM66 254V255H67ZM127 254V255H128ZM135 254H136V252H135ZM196 254H198L197 252H196ZM201 254H202V251H201ZM53 255V254H52ZM193 255V254H192ZM247 256H249L250 255V253L248 252V254H246ZM63 256H64V254H63ZM62 255L60 256V257H63ZM68 256V255H67ZM256 256V255H255ZM128 257V256H127ZM195 257V256H194ZM196 257H198V256H196ZM200 257V256H199ZM250 257V256H249ZM130 258V257H129ZM239 258H240V256H239ZM238 258V259H239ZM251 258H253V257H251ZM53 259V258H52ZM51 259V260H52ZM65 259H66V257H65ZM128 259V258H127ZM231 259V258H230ZM236 259V258H235ZM234 259V260H235ZM250 259V258H249ZM258 259V258H257ZM259 259H261V258H259ZM258 259V260H259ZM55 260V259H54ZM53 260V261H54ZM120 260H122V259H120ZM228 260V259H227ZM243 260V259H242ZM242 260H240V261H242ZM61 261H63L62 259H61ZM124 261V260H123ZM123 261H122V263H123ZM125 261H126V259H125ZM253 261H255L254 259H253ZM257 261V260H256ZM215 262V264H219V263H216ZM245 262V261H244ZM248 262V261H247ZM237 263V262H236ZM258 263V262H257ZM256 263V264H257ZM59 264V263H58ZM229 264V263H228ZM246 264V263H245ZM249 264V263H248ZM253 264V263H252ZM255 264V263H254ZM259 264V263H258ZM261 264V263H260ZM263 264V263H262Z\"/></svg>",
	"mask_w": 264,
	"mask_h": 264
},
{
	"label": "built area",
	"instance_id": "4",
	"mask_svg": "<svg viewBox=\"0 0 264 264\" xmlns=\"http://www.w3.org/2000/svg\"><path fill=\"white\" fill-rule=\"evenodd\" d=\"M42 248L41 238L36 235V230H31L21 248L7 258L5 264H40Z\"/></svg>",
	"mask_w": 264,
	"mask_h": 264
}]
</instances>
